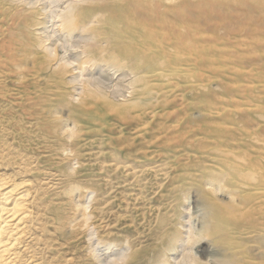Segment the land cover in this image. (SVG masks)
Masks as SVG:
<instances>
[{"label": "rangeland", "instance_id": "obj_1", "mask_svg": "<svg viewBox=\"0 0 264 264\" xmlns=\"http://www.w3.org/2000/svg\"><path fill=\"white\" fill-rule=\"evenodd\" d=\"M74 1L0 0V169L30 164L44 196L33 260L264 264V187L248 185L264 175V14L253 0H169L134 48L133 20L77 5L79 26L96 15L94 48L62 25ZM13 38L59 57L24 80L4 61Z\"/></svg>", "mask_w": 264, "mask_h": 264}, {"label": "bare ground", "instance_id": "obj_2", "mask_svg": "<svg viewBox=\"0 0 264 264\" xmlns=\"http://www.w3.org/2000/svg\"><path fill=\"white\" fill-rule=\"evenodd\" d=\"M168 1L169 0H75L74 4L76 5L74 7H69L68 12L65 11L66 14L61 17L62 25L64 29L68 31L69 35H72L74 32L81 29L83 35H81L80 38L83 40V43L88 44L87 42L89 41V39L84 37V34L85 32H89L90 28H88L87 26H89V24L91 23V19H93V16L96 15L87 16L84 19L87 25L79 26L78 15L75 12L77 10V5L90 4L91 6L92 4H96L97 6H100V9H102V12L99 14L104 15V11L112 10L116 13H120L125 18H130L131 22L133 20L135 25L143 35L142 39H145L144 42L138 41L134 48H143L146 46L149 47L151 42L153 41L152 33L155 25L159 23L165 24L168 22ZM253 3L256 4L257 9L259 10L258 14H264V0H253ZM37 5L38 4L36 3V7ZM43 10H41V15L45 16L46 13H43ZM38 17L40 18L41 16L38 15ZM43 25L44 24L40 22L35 24L34 26L37 28V30H41L39 28H42ZM90 41H92L94 48H98V46L101 45L96 36H93ZM15 42L17 43V38L9 39L8 43L11 45L13 43L16 44ZM7 45L8 44H6V46L4 45L3 47L9 52L4 56L6 65H10L18 70L20 69L21 77H23V79L27 81L30 78H33L35 75L40 77L42 73L51 70L47 64L49 63L48 58L52 57V54H54L53 57H59V47H55V49L51 50L44 46L43 41L37 46H40L41 49L44 50V57H39L37 55L39 54L38 52L35 53L36 55L33 53L30 54L32 49L33 51H37L36 48L21 41H18V43L16 44L20 46L21 49L9 48ZM128 47L129 46H126L127 50ZM114 48H116V44ZM21 53L24 55H20ZM115 63L120 64V60L117 59ZM29 64L32 67L29 68ZM64 64L66 65L67 63L65 62ZM25 66H27V68ZM135 75V83H141V80L137 77V72L135 73ZM148 94L149 93L146 92L144 96H147ZM87 107L91 108L90 105H88ZM14 164L19 166L22 165V163ZM29 165L30 164H25V168H20L18 172H15L14 169H11V171H2V169H0V264H37V261L33 260L34 255L31 254L32 245L30 243V239L32 238V226L36 225V222L40 220L35 218V213L39 214L40 211L47 212V210L45 208L46 203L44 200V196L42 195V193H39L38 190L34 191L32 182L27 178L31 177L30 175H28L31 170L26 169V166ZM243 167V169H239V174L241 175L245 176L249 172L253 171V166L251 164H248L247 167ZM257 175L255 178L249 179L248 185L250 184V186L257 188L264 187L263 183H260V179H263L264 175ZM263 189L264 188H260L259 190L261 191ZM58 210L59 209H55L53 210V212L57 213ZM57 217L59 218V216ZM127 259L128 257H123L122 259H117L115 262H113L114 264H120V262H126ZM190 262L194 264L200 263L197 262V260L195 261V259L191 260Z\"/></svg>", "mask_w": 264, "mask_h": 264}]
</instances>
